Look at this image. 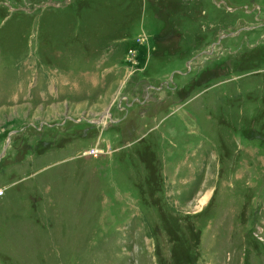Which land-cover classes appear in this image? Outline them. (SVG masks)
<instances>
[{"label":"rangeland","instance_id":"374dc122","mask_svg":"<svg viewBox=\"0 0 264 264\" xmlns=\"http://www.w3.org/2000/svg\"><path fill=\"white\" fill-rule=\"evenodd\" d=\"M0 189V264H264V0H0Z\"/></svg>","mask_w":264,"mask_h":264},{"label":"built area","instance_id":"2783aa9c","mask_svg":"<svg viewBox=\"0 0 264 264\" xmlns=\"http://www.w3.org/2000/svg\"><path fill=\"white\" fill-rule=\"evenodd\" d=\"M99 152H101V151L98 150V149H95V150H91V151L88 152V153H90V154H94V155H97ZM3 195H4V191L0 189V197L3 196Z\"/></svg>","mask_w":264,"mask_h":264}]
</instances>
